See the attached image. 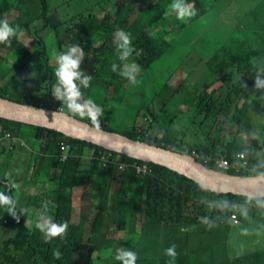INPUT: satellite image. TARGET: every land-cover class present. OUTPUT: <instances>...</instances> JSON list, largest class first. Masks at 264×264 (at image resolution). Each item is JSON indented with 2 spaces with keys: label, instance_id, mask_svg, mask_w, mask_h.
<instances>
[{
  "label": "trees",
  "instance_id": "16d2710c",
  "mask_svg": "<svg viewBox=\"0 0 264 264\" xmlns=\"http://www.w3.org/2000/svg\"><path fill=\"white\" fill-rule=\"evenodd\" d=\"M171 1L0 0V19L8 20L6 15L17 11L14 19L8 20L10 24L19 25L22 33L32 35L33 33L42 32V34H47L48 37L42 39L43 45L44 39L47 40L56 34L59 51H61V47L80 44L84 50L81 69L91 67L89 70V74L92 76L90 86H99L98 83L101 81L106 88L114 87L115 93L119 91L118 97L120 100L129 80L118 72H113L111 68L114 62L121 66L124 63L118 59L117 47L114 43V32L121 29L131 34L135 50H142V52L139 56L134 52L129 61L135 62L142 69H147L153 63L162 60L173 49V44L168 39L171 30H163L164 27L161 24V21L165 20V13ZM206 1L187 0L188 3L195 5L198 14L186 22L178 20L180 32L184 29H192L197 21L210 11L211 8L206 5ZM62 6H65L63 10ZM96 10L107 11L102 20L99 21L100 27L97 28L94 26L93 20L98 19L92 17ZM48 20L51 22L50 24H47ZM244 21L245 19L242 22ZM63 23H65V29L62 33L64 38L61 39L62 36L60 37L59 34L63 28ZM88 27L95 31L96 40L101 42L99 45L93 47L87 41L82 44L83 38L85 36L89 37L91 34L90 31H87ZM70 33L74 34L73 40H69ZM210 34L209 29L203 33L201 32L199 40L206 41ZM234 35L236 34L231 35L230 33L226 45H220L207 60V62H217L211 63L210 68L218 78H228V80H223L224 82H230L228 90L224 91V86L218 89L213 88L211 94L208 95L209 87L216 82L207 79L210 83L205 85L204 90L197 91L198 94L195 95L199 100V104L191 110L190 114L193 115V121L198 122L197 133L200 134L198 131H201L202 138L196 139L197 141H194L191 146V144L184 142L183 138L175 141L171 137L173 135L172 131L165 132L163 138L153 136L151 130H148V133L135 130V128L131 131L114 132L182 154H190L192 150H196L200 155L197 158L199 162H203V158H212L210 163L207 164L209 168H215L212 163L216 158L226 157L231 163H236V154L247 152L249 165L246 168L238 173L234 172L235 168L231 167L226 172L229 174L238 173L239 175L264 174L260 173L261 170H264L262 168L264 156L260 154L261 151L264 152L263 130L255 132L251 142H248L246 137H244V140L235 139L233 142L224 138L230 127L235 126L241 132L252 126L251 113L249 112L253 109L254 103L264 107V93L259 97H255L254 94L250 93L249 99L246 98L240 102V95L242 92L245 93V85L248 78H250L247 74L252 73L251 65L252 62H256L254 57L258 55V50L249 47V43L247 44L248 47L245 48V52L242 49H240L242 52L233 50V47L237 44ZM256 40L259 43H264L260 39ZM26 41L27 38L22 40L19 35L18 38H12L10 44H0V51L2 50L0 66L8 67L9 73V77L0 79V94L6 96L10 92L13 83L8 84V82L11 72H14L19 75L18 83L25 82L27 91L16 90L10 92V99L29 104L28 98H30L35 106L56 110L62 107L63 112L73 114L62 104V101L56 99L52 94V86L55 83L54 70L56 62H49L48 48H38L34 53H31L28 51ZM32 46L33 44L30 43L31 48ZM13 49H17V58L12 64L6 62L5 58L7 53ZM93 57L98 59L91 62L90 58L93 59ZM33 60L37 62H33ZM98 60H101L100 65L97 63ZM163 62L168 61L164 60ZM223 71L224 76L221 77L220 74ZM238 72L245 74L246 77L235 81L231 75ZM182 85L181 83L175 84V88L180 91ZM81 91L84 97L86 88L81 87ZM205 100L206 104L202 105ZM79 119L92 126L98 125L108 131H113L107 128L106 119L97 124H93L91 119L88 118ZM151 127L155 129V126ZM25 128H28L29 131ZM8 130L11 131L12 136L8 146L4 145L0 149V165L7 163L6 160L10 158L13 144L19 140V135L25 140L28 137L29 139L38 140L39 144H33L34 148L40 147L39 154L41 156L37 155L35 158L38 165L44 167L46 174L53 168L57 172L60 170V173L59 176L55 177L46 175V177H51V188L53 190L52 193L46 191L40 199L39 208L35 211L36 217L38 218L40 213L46 212L54 222L68 221L69 226L64 238L54 237L46 242L44 238L39 237L42 233L35 228L36 222L33 223V217H31V208L36 203L35 197H31L29 200L27 214L21 213V208L16 202V215L20 216L22 214L19 220L5 211L3 206H0V229L9 224L16 232L14 236L6 239L3 245L0 246V264H73V261L77 259V247L82 245L85 237L89 238L96 251L100 249V245L104 243L105 239V236L102 235L104 232H108L109 229L108 222H105V231L98 232V221L101 218L104 220L110 218L113 207L112 200L117 184H119L116 191V196L119 199L117 202L119 216L115 222L120 223L121 227H125L129 220L143 218L144 222L141 228L147 233L153 232L157 235L151 237L145 232L143 236L139 235L136 241L127 243L128 248H132L137 253L136 264H264V254L262 252H252L238 256L233 260L225 259L222 262H217L212 248L202 247L201 244L196 245L194 248L183 246L181 250H176L178 255L174 261L164 254L166 248L173 244L177 247L178 242H181V239L184 240V238L175 237V230L166 226V223L169 224L182 218L186 220L187 229H191L193 233L204 231L206 229L203 226L209 225L208 223L213 221L214 217L206 223V221L199 220L200 215H215L219 209L221 212L217 215L218 220L231 218V215L236 211L235 205L245 203V201H248L250 207L259 210L260 207L253 204L254 198H247L233 193L219 194L210 191L186 175L158 163L148 162L152 172L147 174H138L132 167L124 171L118 168H103L93 159L98 152L105 150L100 146L64 135L47 127L0 118V139L1 136H5ZM62 143L70 144L73 147L71 157L65 163L59 161L58 156ZM121 155L126 161H141L127 155ZM37 168L38 166L35 169ZM68 176L73 179L63 181L62 177ZM0 183L5 185V193L13 197L14 187L2 181ZM65 187H69L71 194L75 192L76 195L80 196L78 198L85 202L83 215L88 212L87 216L89 214L92 216L88 220L85 219L86 225L82 233V219L74 212L72 213V204L65 199ZM87 188H91V191H88ZM132 190L136 191L138 195L127 196V193ZM13 199L16 201L14 197ZM45 205H47L46 209ZM96 208L98 210L94 213ZM91 218H93L92 225ZM167 232H172L169 238L164 236ZM33 233H35V236H33ZM118 241L121 242V239H118ZM57 249L62 253L59 260L53 257V251ZM112 250L104 251L109 254ZM102 255L103 251L100 249L98 258ZM107 264H119V262L115 260Z\"/></svg>",
  "mask_w": 264,
  "mask_h": 264
},
{
  "label": "rangeland",
  "instance_id": "374dc122",
  "mask_svg": "<svg viewBox=\"0 0 264 264\" xmlns=\"http://www.w3.org/2000/svg\"><path fill=\"white\" fill-rule=\"evenodd\" d=\"M171 3L172 1L168 4L165 13V20L161 21V24L164 27L162 28L163 30H171L168 39L171 41V44H173L172 51H170V53L162 60L153 63L147 69L140 68L139 72L136 73V83L133 84L128 81L126 89H124L125 92L122 94L120 100L118 97L119 91L115 93L114 87L106 88L102 85L101 81L98 83L99 86H89L86 88L82 99L87 100L91 98L97 106L103 109L102 114L98 118V122L102 123L106 119V122L108 123L107 128H110L113 131L125 132L131 131L135 128V130H142L149 133L148 130H151V134L156 137L158 136L159 138H163L165 132L172 131L173 135L171 137H173L175 141L179 138H183L184 142H187L192 146L194 141H197L196 139L202 138L201 131H198L200 134L197 133L198 122L196 120L193 121V115L190 114L191 110L196 108L199 104V100L195 96L198 94L197 91L204 90L205 85L210 83L207 79H212L216 82L213 86L209 87L208 95L211 94L213 88L218 89L224 86V91H227L230 86L229 81H223L228 80L227 77L222 79L218 78L210 68L211 63L217 62H207L220 45H226L230 33L231 35L236 34L233 37L239 42L235 45L234 50L241 51L240 49H242L245 52V48L248 46L246 44H241V42L245 40H247L246 42L249 41V47L258 50V55L254 57V61L256 62H252L251 65L252 73L247 74L250 78H248L245 85V93L242 92L240 95V102L244 101L246 98L249 99L250 93L254 94L255 97H259L264 93V89H257L255 87V78L258 74V70L256 69L264 68V43H259L256 40L264 38V2L256 5L255 22L250 24V21L242 22L245 18L238 14L239 0H207L205 3L211 8L210 11L200 18L192 29H184L182 32H180L181 30L179 28L176 14L174 12L169 14V5ZM64 7L65 6H62V10ZM239 7L240 11L244 9L247 10V2H244L241 6L239 5ZM109 10L111 9L109 8ZM106 12V10H96L94 12L92 17L99 18L98 20H93L96 28L100 27L99 21H101L100 19L106 14ZM16 14L17 11L10 12L6 17L8 20H12ZM50 23L51 22L48 20L47 24ZM238 25L240 26L238 27ZM64 29L65 23H63V28L60 30V37L62 36ZM208 29L211 32L209 38L206 41L199 40L201 32L203 33ZM87 31H90L91 34L89 37L85 36L83 38L82 44L87 41L93 47L99 45L101 42L96 40L95 31L91 28ZM32 35L30 33H22L20 35L22 40L27 38L26 43H28V51L34 53L38 48L47 47L49 62H56L54 57L55 54L59 52L57 35H52L47 40L44 39V45L42 44V39L48 37L47 34L45 35L42 34V32H37ZM30 43L33 44L32 48L30 47ZM67 48L65 46L63 48L61 47V51H66ZM1 53L2 50L0 51V54ZM16 58L17 49H13L7 53L5 61L13 64ZM94 58L95 57H93V59L90 58L91 62H94ZM164 60L168 62H163ZM33 62L37 61L33 60ZM97 63H101V60H98ZM90 68L91 67H87L84 69V73L90 75ZM220 76H224V71ZM231 76L235 81H239L238 79H244L246 77L245 74L240 72ZM7 77H9L8 67L0 66V79ZM178 83L183 84L180 91L175 88V84ZM16 90L27 91L25 82H19ZM85 97L87 98L85 99ZM28 99V105L22 104L20 100L16 101V106L19 110L24 111L30 106H34L31 99ZM205 104L206 100L202 102V105ZM253 105V109L249 112L251 113L252 126L241 132H239L238 128L235 126L230 127L224 137L225 140L233 142L235 139L244 140V137H246L248 142H251L255 132H259L260 130H263L262 132L264 136V107L257 103H254ZM72 113L75 114L77 118L90 119L87 114L81 115L73 111ZM151 126H155V129ZM25 129L29 131L28 128ZM11 136V132L7 133L6 136H1L0 142L7 140V138ZM33 144H39L38 140L29 139L28 137L26 140L17 141L13 144V152L10 154L9 161L4 165H0V182L2 181L11 186H13V184L19 186V183L15 182L20 180L24 183L22 188H14L13 192V197L16 199V202L21 209L28 208L29 200L34 194L38 192L41 193V191L44 190L52 193L53 188H51V177H46V175L55 177L59 176L60 173V170L57 172L54 168L51 169L48 174L45 173L44 167L38 165V161L35 160L37 155L41 156L39 154L40 147L38 146L34 148ZM260 154L264 156L263 151H261ZM246 161L247 164H243L241 160L237 159L235 164H237L238 170L234 169V172L236 171L240 173L243 165L244 168H246L249 165L247 156ZM65 162L66 161L62 163ZM35 165L38 166L37 169H35ZM262 168L264 169V163L262 164ZM254 169H256V167H254ZM238 173L235 175H239ZM260 173H264V170H261ZM23 174L24 176H22ZM62 178L64 179L63 181H71L73 179L69 178V176ZM118 185L119 184L115 187L112 200V214L110 218L108 220L101 218L98 221V232L105 231L104 223L108 222L109 231L103 233L102 236H105V239L103 241L104 243H101L100 245L103 255L98 258L100 249H97L96 251L89 238L85 237L81 247H77V259L73 261V264H107L115 261L114 257L117 249L121 247L128 248V242L136 241L139 235L143 236L146 232L141 228L144 222L143 218H133V220L128 221L127 225L125 224V227H121L120 223L115 222L119 216L117 206L119 199L118 196H116ZM4 189L5 185L0 183V192L5 193ZM90 189L91 188H89V191ZM70 192L71 189L65 187V199L72 204L73 213L77 206L81 204L82 199L78 198L80 196L76 195L74 191H72L74 192L73 194ZM136 194L138 193L132 190L127 193V196ZM42 197V195H38L34 198L36 203L33 202L34 206L31 208L33 223L37 222L38 218L36 217L35 211L38 210V204ZM239 206L240 207H238L236 213L240 223H235L234 220L229 217H227V219L223 218L219 221L221 223L220 225L224 228L223 238L225 239V242L221 249L223 255H220V259L218 261L216 260L217 262H222L224 257L243 255L245 251L251 252L264 247V220L262 219V217H264V211L263 213L258 212L254 207H250V205L246 203H240ZM97 210L98 208L94 210V213ZM256 211L258 213H256ZM220 212L221 211L218 209L215 215L203 214L198 218L200 221H206L207 223L214 217L212 223H217V215ZM75 214L80 215V211L77 210ZM87 214L88 212L83 215L81 233L86 225L85 219ZM88 218L89 217H87V220ZM92 222L93 218H91V225ZM165 225L175 230V237L184 238V240L181 239V242H178L176 250H181L183 246H185V248H194L198 244L205 247V241L207 242V246L211 243V234H209L208 239L207 233L212 230V226H203L206 230L193 233L191 229H187L186 220L182 218L178 221L170 222L169 224L166 223ZM161 232H163V230H161ZM15 233V230L12 229V226L9 224L0 229V246L3 245L6 239L14 236ZM147 234L151 237L157 236L153 232ZM171 234L172 232H167L164 236L169 238ZM33 236H35V233H33ZM39 237L44 238L43 234H40ZM118 239H121V242H119ZM108 249L113 250L109 254H106L105 251Z\"/></svg>",
  "mask_w": 264,
  "mask_h": 264
},
{
  "label": "clouds",
  "instance_id": "9594fccd",
  "mask_svg": "<svg viewBox=\"0 0 264 264\" xmlns=\"http://www.w3.org/2000/svg\"><path fill=\"white\" fill-rule=\"evenodd\" d=\"M169 10V14L174 12L176 14V18L182 22H186L196 17L198 14V10L196 9L195 5L188 3L187 0H172V3L169 5ZM102 18L100 20H102ZM21 34L22 32L19 25H12L8 20L0 19V44H10L12 38H18ZM113 36L114 43L117 47L118 59L124 63L121 66L114 62L111 65L112 71L118 72L120 75L127 78L131 83L135 84L136 73L139 72L140 66L135 62L128 61L134 52L137 56H139L142 50H135L132 44L131 34L125 32L124 30L117 29ZM73 37L74 34L70 33L69 40H73ZM62 38H64V35L61 37V39ZM54 58L56 61V68L54 70L55 83L52 86L53 96L56 99L62 101V104L65 105L70 111L79 113L81 115L87 114L93 124H97L98 118L102 114L103 109L97 106L91 98L87 100L82 99L83 93L81 91V87L88 88L92 80V76L85 75L84 70L81 69V62L84 59V50L80 44H74L69 46L66 51L57 52ZM97 59L98 58H94V60ZM98 64L100 65V63ZM256 70H258V74L255 78V87L257 89H264V68H257ZM18 76L19 75H16L14 72H11L8 84L12 82L13 87L10 89V92L16 91V87L18 85ZM23 92H26V90ZM9 93L6 96L0 94V97L4 99H10ZM9 132L11 131H6L5 136ZM8 138L7 141L5 140L0 144V149L4 145L8 146L11 137ZM19 140L25 139L19 135ZM6 161L8 162L9 158ZM13 187L18 188L19 186L13 184ZM0 206H3L5 211L10 213L17 220H19L22 214H27L29 211L28 209H21L22 214L17 216L16 201L12 196L4 192H0ZM46 208L47 205H45V209ZM68 226V221H64L62 223L54 222L52 218L46 214V212L40 213L38 215L37 222L35 223V228L43 234L46 242L50 241L54 237L64 238L67 234ZM211 226L212 225L209 224V227ZM164 254L171 257L174 261L178 255L176 251V245L173 244L166 248L164 250ZM61 256L62 253L58 249L53 251V257L55 259L59 260ZM114 259L118 261L119 264H136L138 256L132 248L121 247L116 250Z\"/></svg>",
  "mask_w": 264,
  "mask_h": 264
},
{
  "label": "water",
  "instance_id": "95a60500",
  "mask_svg": "<svg viewBox=\"0 0 264 264\" xmlns=\"http://www.w3.org/2000/svg\"><path fill=\"white\" fill-rule=\"evenodd\" d=\"M0 117L47 127L64 135L115 151L120 155L162 164L186 175L205 189L219 194L233 193L247 198L264 199V174L235 175L219 172L186 153L182 154L146 141L132 139L98 125L92 126L67 112L35 105L22 111L16 106V100L0 97Z\"/></svg>",
  "mask_w": 264,
  "mask_h": 264
},
{
  "label": "built area",
  "instance_id": "2783aa9c",
  "mask_svg": "<svg viewBox=\"0 0 264 264\" xmlns=\"http://www.w3.org/2000/svg\"><path fill=\"white\" fill-rule=\"evenodd\" d=\"M59 110L63 111V108L60 107ZM71 149H72V146L70 144H65V143L61 144L60 154H59V160L61 162L66 161L70 157V150ZM188 155H190L196 159L198 157H200L199 153L196 150H192L190 152V154H188ZM121 156L122 155H120L119 153H117L115 151L105 149L104 151L98 152L97 155L93 157V159H94V162L99 163L100 167H103V168H108V169L109 168H118L119 170L124 171L125 169L132 167V168H134V170L138 174H147V173L152 172V168L148 162L126 161L123 158H121ZM246 156H247V152H239L236 154V158L238 160H241L243 162V164H247ZM211 159L212 158H208V157L203 158L202 163L207 166V164L210 163ZM212 164H214L215 168H211V169H214V170L219 171V172H226L231 167L238 170L237 164L231 163V161L226 157L216 158ZM243 168H244V165L242 166V169ZM253 203H254V205H257L258 207H261V209H264V200L259 199V198H255ZM237 206L238 205H235V207H237ZM231 218L234 220L235 223L239 222L238 217L235 214V212L231 215Z\"/></svg>",
  "mask_w": 264,
  "mask_h": 264
},
{
  "label": "crops",
  "instance_id": "0c3cea01",
  "mask_svg": "<svg viewBox=\"0 0 264 264\" xmlns=\"http://www.w3.org/2000/svg\"><path fill=\"white\" fill-rule=\"evenodd\" d=\"M244 2H247V7H248V9L247 10H242V11H240V7H239V5L241 6ZM264 2V0H239V3H238V14L239 15H241V16H243L244 18H245V21H250L251 23L250 24H253V22H255V10H256V5L258 4V3H263ZM232 4V3H231ZM235 4V3H234ZM233 5V4H232ZM250 11V12H249ZM260 40L261 41H264V38H260ZM247 40H245V41H242L241 42V44H248L249 43V41L248 42H246ZM238 42V41H237ZM239 43V42H238ZM234 48H235V46L233 47V50H234ZM92 152H93V150H91ZM71 150H70V157H71ZM59 156V155H58ZM60 161V160H59ZM22 176H24V174L22 175ZM15 183H19V187H23L24 186V183H23V181H18V182H15ZM87 189H89V188H87ZM47 190H44V191H41V193H36V194H34L32 197H36V196H38V195H42V196H44L45 194V192H46ZM89 191V190H88ZM90 191H91V189H90ZM138 195V194H137ZM136 195V196H137ZM245 203L246 204H248V201H245ZM254 204V203H253ZM240 205V204H239ZM237 206V207H235V209L237 210L238 209V207H240V206ZM85 206V202H83V200L81 201V204L79 205V206H77V208L74 210V213H76V211L77 210H79L80 211V215H78L81 219H83V207ZM263 211H264V209H261V207H260V209L258 210V212H261V213H263ZM257 211H256V213H258ZM253 213H254V211H253ZM235 214L237 215V213H236V211H235ZM87 217H92L90 214L88 215V216H86V219H87ZM237 217H238V215H237ZM262 217V216H261ZM232 219V218H231ZM262 219L264 220V217H262ZM220 220H218L217 221V223L215 222V223H212L213 221H211L209 224H211L212 225V230H210V232H208L207 234H208V239H209V234H211V243L210 244H208V248L209 247H211L212 248V250H213V254H214V258H215V260H219L220 259V255L222 256L223 255V251H221V249H222V247H223V245H224V242H225V239L223 238V236H224V234H223V227L220 225L221 223L219 222ZM238 223H240V220H239V218H238ZM218 245V246H217ZM205 246L207 247V242L205 241ZM260 250V251H259ZM259 250H255V251H251V252H247V251H245V253L244 254H248V253H252V252H262L263 254H264V247H261ZM243 254V255H244ZM238 256H241V255H235V256H233V257H224L223 259L225 260H233L234 258H236V257H238ZM264 257V256H263Z\"/></svg>",
  "mask_w": 264,
  "mask_h": 264
}]
</instances>
